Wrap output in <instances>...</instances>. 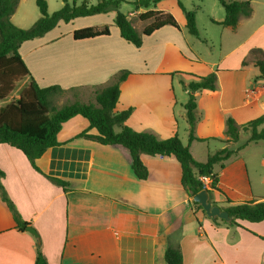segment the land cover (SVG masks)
Instances as JSON below:
<instances>
[{
    "label": "crops",
    "instance_id": "crops-1",
    "mask_svg": "<svg viewBox=\"0 0 264 264\" xmlns=\"http://www.w3.org/2000/svg\"><path fill=\"white\" fill-rule=\"evenodd\" d=\"M22 1L29 0H19L18 5ZM237 1H248L252 12L234 28L218 25L225 13L221 6L220 10L212 6L202 32L194 12L198 37L187 32L185 20L180 23L175 18L179 29L164 26L144 37L137 50L112 26L109 36L81 41L72 38L76 29L103 27L106 22L101 18L105 14H98L97 19L89 16L91 21L72 20L68 24H80L66 35L60 30L63 22H59L41 38L21 44L19 54L29 76L21 81L18 92L32 78L40 88H78L81 101L87 102L91 93L86 89L104 86L121 70H127L130 74L119 85L114 113L131 108L125 126L152 132L161 140L177 134L192 158L204 163L215 152L225 147L235 150L249 138L247 133L241 140L246 132L240 131L236 143H226L227 117L243 125L264 115V79L259 78L253 64L241 65L252 48L264 54V0ZM194 2L202 9L204 0ZM160 3L147 9L134 8L126 16L130 20L132 15L148 10L172 16L169 9L159 7ZM109 13L113 24L115 13ZM39 17L33 13L27 21L32 26ZM212 72L216 89L195 95L197 140L189 143L183 108L188 97L183 85L193 76ZM9 97L13 100L18 95ZM115 128L120 131L114 127V132ZM85 130L97 135L81 116L63 123L56 136L58 145L35 160L39 172L21 151L0 144V183L21 219L37 235L19 231L0 199V264H33L37 242L48 264H166L168 236L175 232H180L182 264H264V221L239 220L240 227L215 225L189 206L192 199L181 185V169L174 157L141 154L147 178L139 180L131 170L127 149L75 138ZM257 142L237 150L222 166H214L215 189L206 187L213 204L224 208L264 202V142L263 148H257L261 145ZM46 176L66 182V191Z\"/></svg>",
    "mask_w": 264,
    "mask_h": 264
},
{
    "label": "trees",
    "instance_id": "trees-1",
    "mask_svg": "<svg viewBox=\"0 0 264 264\" xmlns=\"http://www.w3.org/2000/svg\"><path fill=\"white\" fill-rule=\"evenodd\" d=\"M40 17L28 29L16 27L11 22V16L16 10L19 0H0V102L6 100L15 90L17 85L29 76V71L19 54L22 43L41 38L47 32L53 30L59 22L69 23L80 17H89L98 14L114 12V26L119 31V36L127 43L136 48L141 47L143 38L150 36L153 32L164 26H171L179 29L175 19L168 13L148 10L139 14L141 21H150L141 32H138L126 15L118 9L122 0H83L80 5L75 6L74 0L69 4L68 0H60L62 7L53 12H48L46 0H34ZM162 0H135L131 4L136 10L147 9L151 4ZM223 8L224 20L218 25L234 28L241 18H248L251 15V6L248 1L217 0ZM179 8L185 15V27L187 32L198 37V30L195 22V13L186 11L178 3ZM216 23V22H214ZM109 26L101 28L85 27L72 32L75 41L87 40L100 36H109ZM253 64L259 71V78L264 79V54L259 48L249 50L241 65ZM130 73L121 70L111 78V81L104 86H91V95L87 102L80 100L81 91L78 88L64 90L53 85L40 88L30 78L18 97L4 107H0V144H7L21 151L29 161L33 169L39 172L35 166V160L51 147L58 145L56 136L63 123L75 116H81L88 121L89 129H95L97 135L88 134V130L82 131L75 138H84L100 145H118L128 150L131 157V170L139 180L147 178V169L140 160V155L174 157L181 169V185L189 198L192 199L197 193L206 190L200 181L201 177H210V189H215L217 175L213 172L215 165H220L229 159L248 143L264 142V115L238 125L231 118L225 120L224 135L226 143H236L240 131H247L250 128L249 138L237 149L225 147L211 156L204 163L196 162L187 146H183L174 134L167 139H158L155 134L149 131L137 132L124 125L129 118L132 109L114 113L119 97V85ZM187 92V102L183 105L188 126V142L197 140L194 137V128L197 122L198 113L196 109V93L201 90L214 91L216 89V75L210 73L206 76H193V80L183 85ZM71 93L73 101L57 106L55 100L58 96ZM114 127H119V132H114ZM3 173L0 171V179ZM53 184L66 191L67 183L59 179L46 176ZM210 192V190H207ZM0 199L11 212L13 220L19 231H24L29 224L21 219L13 203L0 183ZM193 210L201 211V207L189 202ZM232 218L229 223L217 218L211 219L215 225L226 227H240L239 220L258 223L264 221V202L250 201L236 205H228L221 208ZM205 215V214H204ZM180 232L168 236V245L164 253L166 264H182V255L179 246ZM33 264H48L39 250L36 243V256Z\"/></svg>",
    "mask_w": 264,
    "mask_h": 264
},
{
    "label": "rangeland",
    "instance_id": "rangeland-1",
    "mask_svg": "<svg viewBox=\"0 0 264 264\" xmlns=\"http://www.w3.org/2000/svg\"><path fill=\"white\" fill-rule=\"evenodd\" d=\"M193 1L194 0H162L160 5H159V7H162L164 9H169L173 13L174 16L172 15V17L174 19L176 18L180 23H184V20H185L184 16L185 15H184L183 11L178 6V3H180L184 7L185 10L193 11V12L196 13L197 24H198V27L200 29V32H202L203 30H205V25H207V23H206V15L208 13H211L212 6L218 8L219 10H220L221 7H220L219 3L216 0H204V4H202L203 7H201L202 9H200V8H196V7H199V4L196 3V2H194V4H193ZM46 2H47V5H48L49 13H53V12L59 10L60 0H46ZM80 2H81V0H77L75 4L79 5ZM68 3L71 4L72 0H68ZM192 5H194V6H192ZM133 10H134V6L131 3L125 2V1L122 2L121 6H120V9H119V11L122 14H125V15L129 11H133ZM38 12L39 11H38V9H37V7L35 5V1L34 0L22 1L17 6V9H16V11L13 14L14 18H13L12 23L15 26L20 25V26L23 27V28H21V27L17 26L18 28L28 29L31 25L27 21V17L29 15L31 16V14H33V13L35 15L39 16ZM110 14L111 13H109L108 15L105 14L101 18L102 22L103 21L106 22L103 25H107L108 24V26H112L113 28H116L114 26V24H111V20L109 21V18L111 19V17H109ZM138 16L132 15L130 17L131 18L130 21H131L133 27L138 32H140L145 27L146 23L141 21L138 18ZM94 17H95V19H97L100 16L95 15ZM77 19L88 20V21L92 20L90 17H81V18H77ZM176 19H175V21H176ZM83 22H85V21H83ZM79 24H80V22H77V21H74V23H72V25H70L68 23L67 24L66 23H61L60 30L63 32V35H66L71 27H75V26H77ZM209 29L218 30V29H216L214 27H211V26L209 27ZM213 33H214V35H216L215 31ZM134 48H135V50H137L136 47H134ZM145 48H146V45H145ZM145 48L143 49L142 54L145 52V50H146ZM20 83L17 85V87L15 88V90L12 93V97H14V98L17 95H19V93H20V92H18L19 89H20V86H21ZM73 100H74V97H72V94L71 93H66V94H63L62 96H58L56 98L55 102H56L57 106H61L62 104H65V103L73 101ZM80 100H81V98H80ZM11 101H12L11 97H8L6 100L0 102V107H4V106L8 105L9 103H11ZM82 101H85V100H82ZM118 131H119L118 128H115V132L117 133ZM245 132L246 133H242L243 137H242L241 140H244L247 137L246 134L247 133L249 134L250 128H247V131L245 130ZM258 142L261 145H258L257 148H263L262 141H258Z\"/></svg>",
    "mask_w": 264,
    "mask_h": 264
},
{
    "label": "water",
    "instance_id": "water-1",
    "mask_svg": "<svg viewBox=\"0 0 264 264\" xmlns=\"http://www.w3.org/2000/svg\"><path fill=\"white\" fill-rule=\"evenodd\" d=\"M192 201L197 203L201 207L202 211L208 219L217 218L226 223H229L232 220V218L228 216L226 211L222 210L219 206L213 204L209 200V192L205 189L193 196ZM25 231L33 236H37L35 230L29 226L25 228Z\"/></svg>",
    "mask_w": 264,
    "mask_h": 264
},
{
    "label": "built area",
    "instance_id": "built-area-1",
    "mask_svg": "<svg viewBox=\"0 0 264 264\" xmlns=\"http://www.w3.org/2000/svg\"><path fill=\"white\" fill-rule=\"evenodd\" d=\"M261 89H262V91H264V86H262ZM200 181L204 184L205 188L206 187L210 188V184H211L210 177H201Z\"/></svg>",
    "mask_w": 264,
    "mask_h": 264
}]
</instances>
